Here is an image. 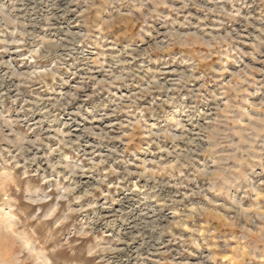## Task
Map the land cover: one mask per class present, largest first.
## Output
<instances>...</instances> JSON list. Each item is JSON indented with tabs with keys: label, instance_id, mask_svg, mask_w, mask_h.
I'll return each mask as SVG.
<instances>
[{
	"label": "clouds",
	"instance_id": "1",
	"mask_svg": "<svg viewBox=\"0 0 264 264\" xmlns=\"http://www.w3.org/2000/svg\"><path fill=\"white\" fill-rule=\"evenodd\" d=\"M5 101L0 264H264V0H0Z\"/></svg>",
	"mask_w": 264,
	"mask_h": 264
},
{
	"label": "rangeland",
	"instance_id": "2",
	"mask_svg": "<svg viewBox=\"0 0 264 264\" xmlns=\"http://www.w3.org/2000/svg\"><path fill=\"white\" fill-rule=\"evenodd\" d=\"M76 16H75V13L73 14H70V16L67 18V19H75ZM158 27V26H157ZM73 30H78V25L76 27L73 28ZM161 32L164 31V29H160ZM117 35H119V33H117ZM154 36L156 35V33L153 34ZM111 38H114V37H110ZM129 43V39L128 38H125V37H122L121 38V45L120 47H123L125 45H127ZM136 45H138L140 48H145V47H148V44H144L140 41H136ZM110 51H113L110 49ZM92 58H94V53H90L89 54ZM156 54H153V56H155ZM7 58V57H6ZM129 59H131V57H129ZM151 67H155L154 64L152 65H149ZM171 71L172 69L169 70V74H171ZM97 77L98 78H102V74H97ZM73 83H75V80H73ZM64 90L66 91L67 90V87L64 88ZM133 91H138V89L134 88ZM113 92L115 93V95L119 96V95H130L131 92L129 91L128 88H123V89H114ZM101 95H104V94H101ZM142 104H145L144 101L141 102ZM19 108V102L13 106L11 105V102L10 101H5L4 104L2 106H0V110H3L6 114H9L10 116L12 117H15L16 114H17V110ZM73 110L72 107L70 106V111ZM39 115H37L35 117V119H39ZM67 115L65 114H62V117H61V124L59 126H62V121L63 120H67ZM122 118V117H121ZM114 119L115 118H112L108 121H104L103 123L100 122V121H96L95 124L98 126V127H103L105 125H107L108 123H111V122H114ZM30 122V121H29ZM152 123H155L154 121H150ZM85 123V126H88L87 125V122H84ZM77 129V125H72V128L71 130L74 132L75 135H78V131H76ZM24 131H26L27 129H23ZM67 131V130H66ZM90 142H91V138H89ZM114 143H118L117 142H114ZM85 184H87L91 178L90 177H83V178H80ZM94 182V181H93ZM143 183V181L141 182ZM194 187V186H193ZM167 191L169 192H174L175 189H171L169 188ZM97 196L99 197V193H97ZM132 197H130L128 194L125 193V191L123 189H120V190H116L115 191V194H114V199L116 200H120V199H131ZM91 199V198H89ZM98 202H103V198L100 197ZM217 204L219 203H222L221 200L217 199L215 201ZM121 208V205L120 204H115L112 206L111 209H104L102 210L101 214L105 215V216H111L114 214L115 211H118L120 210ZM168 211H171V209L169 208H165L164 209V214H167ZM85 214L83 213H79L77 214L76 216L73 217V219L71 221H69L66 225H64V228L65 229H71L73 227L79 229L85 222L86 220L85 219H82V217H84ZM90 218V216L88 217ZM213 223H219L218 221H214ZM111 233V230L108 231V233H105L104 230H103V225H97V228H96V232H95V235L97 236H101V235H104L106 236V238L110 235ZM63 234V233H62ZM92 241V237H85V238H81V242L79 244H75L74 247L75 249H80L82 247H85L87 243L91 242ZM173 247H176V246H173ZM207 251V250H205ZM228 255H230V252L228 253ZM186 256H188L191 260H195V257H192L190 254L186 253ZM76 260V257L73 256L72 254H69V264H73V262ZM38 261H39V264H45L44 260L42 257H39L38 256ZM224 264H227V261L224 262Z\"/></svg>",
	"mask_w": 264,
	"mask_h": 264
}]
</instances>
